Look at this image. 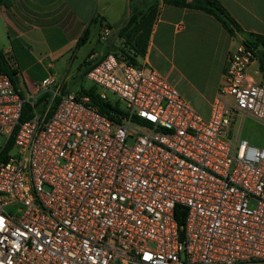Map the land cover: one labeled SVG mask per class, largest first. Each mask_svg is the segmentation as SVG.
<instances>
[{
  "label": "built area",
  "instance_id": "obj_1",
  "mask_svg": "<svg viewBox=\"0 0 264 264\" xmlns=\"http://www.w3.org/2000/svg\"><path fill=\"white\" fill-rule=\"evenodd\" d=\"M256 58L229 55L208 118L113 52L87 72L110 114L54 75L25 99L0 72V264H264V145L227 138L236 112L264 124Z\"/></svg>",
  "mask_w": 264,
  "mask_h": 264
},
{
  "label": "crops",
  "instance_id": "obj_2",
  "mask_svg": "<svg viewBox=\"0 0 264 264\" xmlns=\"http://www.w3.org/2000/svg\"><path fill=\"white\" fill-rule=\"evenodd\" d=\"M7 1V5H0V50L15 60L16 87L25 99L50 75L56 77V92L77 94L82 85L74 90L69 82L76 73L70 70L72 61L83 46L77 47L81 35L95 16L103 19L102 24L117 25L129 13V0ZM219 1L243 32L231 35L216 17L201 9L161 1L146 53L137 59L139 64L153 65V52H168L170 46L173 56L188 63L192 77L190 84L181 88V95L193 107H205L208 117L223 82L229 55L250 33L264 35V0ZM100 23L91 25L92 35ZM182 32L184 35L177 37ZM91 34L86 43L91 40ZM165 44L167 47L163 48ZM262 48L258 45L256 49ZM90 51L80 65L97 58L99 53L89 55ZM248 72L264 83L257 58Z\"/></svg>",
  "mask_w": 264,
  "mask_h": 264
},
{
  "label": "trees",
  "instance_id": "obj_3",
  "mask_svg": "<svg viewBox=\"0 0 264 264\" xmlns=\"http://www.w3.org/2000/svg\"><path fill=\"white\" fill-rule=\"evenodd\" d=\"M161 1L163 3L176 6H186L201 9L216 17L231 35L243 32L241 25L219 0H129V13L126 20L123 23L117 25H111L109 23L105 24L108 28H113L116 30L117 38L121 39V43L117 45L114 42L112 36L106 37V39L101 43L102 48L97 58L84 63L89 64V66L84 71V74H87L88 70L94 63L98 62L105 55L112 52L124 60L137 63L138 57L144 56L146 53L148 42L152 33L153 24L157 18ZM1 4L7 5L8 1L0 0V5ZM102 20L103 19L99 16H95L92 19L90 26H88L81 35L77 43V47L84 45L89 40V36L91 34V25L97 24L98 22H101L100 24H102ZM243 44L256 50L259 69L264 75V35L250 33L249 37H245L243 39ZM258 45H262L263 48L256 49ZM92 50L90 51L89 55L93 53ZM10 59L11 58L9 55L0 50V72L9 75L14 86L16 87V84L18 82L17 69L10 62ZM99 92V87L96 84H93L89 87L82 86L77 92V95L79 97L84 95L89 96L92 103L98 106V109L104 114H110L111 110L118 108V103L114 104L108 99H102ZM51 98L53 99V104L51 105L50 110L51 113L59 103L60 96H53L51 93H46L39 98L37 104H40L41 102L47 100L49 101L51 100ZM31 109L32 108L30 104L26 102L24 104V110L21 120H25L30 116ZM10 148L11 142L4 149L2 156H5Z\"/></svg>",
  "mask_w": 264,
  "mask_h": 264
},
{
  "label": "rangeland",
  "instance_id": "obj_4",
  "mask_svg": "<svg viewBox=\"0 0 264 264\" xmlns=\"http://www.w3.org/2000/svg\"><path fill=\"white\" fill-rule=\"evenodd\" d=\"M106 28L107 25L105 24L96 26L94 28L93 35L91 34V40L77 50V56L73 59L70 69L71 72L75 71L76 73L71 79V82H69L70 84H72L71 86L74 90L78 89L81 85L84 87H89L94 84L93 81H91L89 78H86L82 74L89 66V64L80 65L85 59L88 52L93 49V53H99L102 48L101 43L108 36H112L114 42L117 45L121 43V39L117 38L116 30L114 29L113 31H109L106 30ZM183 33L184 32L180 33L177 37L181 38L184 35ZM166 47V44L163 45V48ZM167 51L168 52L154 51L152 56L153 65H149V68L155 69L163 76H165L168 82L176 87L181 93V88L186 87V85L190 84L189 80L192 78L188 69L189 65L179 57L173 56L170 46ZM260 77L261 76L259 75V78ZM99 89L101 90L102 88L99 87ZM107 93L111 100L118 99V96L116 94L110 91H107ZM44 102H46L47 105H45L46 103L44 104ZM44 102H41L40 104L36 103V108L38 111H43L44 108L49 106L48 104L50 102H52L53 104V99L51 98V100H47ZM194 108L197 113L203 118H208L209 113L205 107L197 105ZM231 119L232 124L230 127V132L227 135L228 139H230L232 142H235L238 137L239 128L241 127V138L247 139L251 144H254L256 146L264 145V124L261 121L250 116L243 117L237 112L231 115Z\"/></svg>",
  "mask_w": 264,
  "mask_h": 264
}]
</instances>
